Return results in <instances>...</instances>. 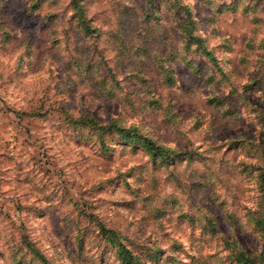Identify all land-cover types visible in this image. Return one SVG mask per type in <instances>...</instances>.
<instances>
[{
  "label": "rangeland",
  "instance_id": "obj_1",
  "mask_svg": "<svg viewBox=\"0 0 264 264\" xmlns=\"http://www.w3.org/2000/svg\"><path fill=\"white\" fill-rule=\"evenodd\" d=\"M263 172L264 0H0V264H264Z\"/></svg>",
  "mask_w": 264,
  "mask_h": 264
},
{
  "label": "trees",
  "instance_id": "obj_2",
  "mask_svg": "<svg viewBox=\"0 0 264 264\" xmlns=\"http://www.w3.org/2000/svg\"><path fill=\"white\" fill-rule=\"evenodd\" d=\"M202 42H203L202 39H198L197 41V43L200 45L202 44ZM207 54L208 55L210 54L209 51ZM109 127L115 130L116 133L122 134L124 138H127L132 142H140L141 144H143L145 146L146 151H148L149 155L152 157L154 162H157L159 158L163 159V161L173 160L175 159L174 156L175 154L177 156H182L183 154H187L191 157L190 152L192 151L179 153L177 150L167 148L163 145H159L153 139L142 135L136 127L121 126L117 124L116 121L112 122ZM260 192L262 195L264 194V172L262 173V180L260 181ZM257 218L258 219L255 222L259 226L261 225L264 226V214L258 215ZM97 230H98V234L105 243L110 244L113 247V249L117 247L116 254L119 257L121 264H142L140 261L136 259L132 250L127 246H125L119 240L117 233H115L111 229H108L102 223H99L97 225ZM261 231L264 240V228ZM231 254H233V258L235 259L237 264H259V261H257V259H255L250 255H247L243 249H238L235 252H231Z\"/></svg>",
  "mask_w": 264,
  "mask_h": 264
}]
</instances>
